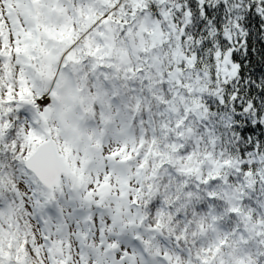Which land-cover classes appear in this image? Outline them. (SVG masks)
I'll list each match as a JSON object with an SVG mask.
<instances>
[{
	"label": "snow or ice",
	"instance_id": "6c2138e0",
	"mask_svg": "<svg viewBox=\"0 0 264 264\" xmlns=\"http://www.w3.org/2000/svg\"><path fill=\"white\" fill-rule=\"evenodd\" d=\"M0 264H264V0H0Z\"/></svg>",
	"mask_w": 264,
	"mask_h": 264
}]
</instances>
